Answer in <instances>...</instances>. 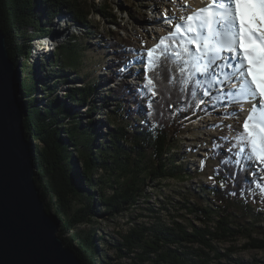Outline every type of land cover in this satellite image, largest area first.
Returning a JSON list of instances; mask_svg holds the SVG:
<instances>
[{"label":"trees","instance_id":"1","mask_svg":"<svg viewBox=\"0 0 264 264\" xmlns=\"http://www.w3.org/2000/svg\"><path fill=\"white\" fill-rule=\"evenodd\" d=\"M63 8L71 12L75 22L86 25L85 33H90V25L86 21L88 10H83L79 0H0V28L5 34L9 55L15 63L21 57H30L31 48L19 43L25 38L27 27L31 26L38 37L48 35L52 20ZM101 15L106 19L112 17L109 12H102ZM113 23L118 24L115 21ZM78 37L73 35L66 44L56 46L54 49L57 53L54 55L52 51L45 60L49 65L57 67L58 77L65 68L72 67L65 63L63 48L68 49V61L77 62V49L74 48L77 44L74 41ZM83 37L78 44L88 38L86 35ZM153 46H145L144 50ZM190 47L193 50L195 48L194 45ZM111 48L123 61L133 60L137 49L132 42L121 48L114 42ZM125 51L128 52L124 54ZM144 55L146 56V51ZM142 65L144 69L145 64ZM23 74L17 93L22 104L25 134L34 151V178L44 202L48 198L52 200L45 206L58 219L61 231L58 234L61 237L95 216V193L105 209L115 215L128 211L137 204L145 187L150 186L147 180L184 177L187 170L177 166L176 160L171 156L182 133V122L176 119L177 112H204L208 107L215 108L222 101L213 99L217 91L214 89L215 85L211 87L212 95L202 94L206 77L195 85L197 94L194 95L190 88L180 82L179 73L170 61L167 68L150 72L154 77L157 93L152 96L142 87L146 84L143 71L141 83L134 93L131 94L123 85L107 92V101L110 100L108 97L114 95L118 101L107 119L110 128L106 132V140L101 143L102 149L96 152L92 147V121L83 126L78 121L64 126V122H70L69 118L76 116L72 109L88 103L87 100L97 86L88 82L86 87L69 88L67 100H43V106H39L41 99L37 94L43 90H40L42 88H39L41 86L35 80L34 70L25 69ZM204 98L210 99V105L203 104ZM73 103L75 107L71 106ZM89 111L94 112L92 108ZM139 114L143 116L140 117ZM125 115L127 125L119 123L120 118ZM214 144L221 147L214 148ZM226 144L227 140L212 139V151L217 159L215 177L221 184L219 187L213 185L209 190L221 206L217 209L212 205H204L199 196L193 201L187 197L182 201V207L187 213L197 215L203 225L199 226L194 222L188 224L187 214H180L182 220L173 217L169 222L160 220L149 226H133L126 233H120L121 239L117 242L119 257L127 255L133 264H205L211 258L222 256H227L232 264H264V260L260 259L246 262L241 258H233L231 254L237 250L235 245L230 246L225 254L219 252L215 245L216 242L243 238L246 242L241 246L242 249L264 250V210L253 211L245 200L246 193L258 188V179L249 170L250 163L242 157H232L230 151L227 155L217 156L221 150H228L229 145L226 147ZM75 151L81 159V169L77 168L73 156ZM236 159L241 160L243 168L235 163ZM254 165L257 170L264 171V165ZM100 169L113 179L110 195L103 189L96 188L94 171ZM83 195L87 197L85 204L72 211L74 199ZM63 239L66 245L74 249L81 262L100 264L97 262L98 250L93 234L74 233L70 238Z\"/></svg>","mask_w":264,"mask_h":264},{"label":"rangeland","instance_id":"2","mask_svg":"<svg viewBox=\"0 0 264 264\" xmlns=\"http://www.w3.org/2000/svg\"><path fill=\"white\" fill-rule=\"evenodd\" d=\"M178 1L186 2V5L184 7L178 5ZM203 1L159 0L155 7L154 0H79L83 10H88L86 21L90 25V33H85L86 25L75 22L71 12L66 8H63L62 12L54 17L50 33L44 37H38L31 26L27 27L25 38L19 43L22 42L27 48L29 46L31 52L28 59L21 57L20 61L16 62L21 64V78L25 69L34 70L35 80L39 82L41 86L39 88H42L40 90H43L37 94L41 99L39 106H43V100H67L69 88L86 87L88 82L95 84L97 89L87 100L88 103L72 109L73 112H76V116L72 115L69 118L70 122H64V126L72 125L77 121L83 126L92 121L91 131L94 134L92 147L93 151L99 152L102 149L101 143L106 140V132L110 128L107 119L113 108L117 106L118 101L115 95L108 97L110 100L107 101V92L112 91L118 85H123L132 94L143 78V65L130 59L133 62L126 67L130 60L123 61L111 46L115 42L121 48L132 42L136 45V50L144 49L145 46L151 47L160 36L174 31L176 23H183L170 17L169 12L185 16L186 12L190 13L201 9ZM145 3L148 5L146 8L143 6ZM102 12H109L112 16L111 19L102 17ZM154 16L157 18L156 20H154ZM169 18H172L171 22H169ZM44 20H47V17H44ZM73 35L80 36L74 41L77 44L74 47L77 49V62H69L68 49L63 48L65 63L72 67L65 68L62 75L58 77L57 67L49 65L45 60L51 55V51H54V55L57 53L54 49L56 46L66 44ZM85 35L88 38L82 41L84 44L82 46V42L79 44L78 42ZM49 47H52L51 51L48 50ZM126 52L128 51H125L124 54ZM60 60L64 64V61ZM137 70H140L139 74H137ZM16 84L17 90H19V82ZM214 89L223 90L218 82ZM203 104L210 105V99L204 98ZM224 104L227 106H222ZM71 106L75 107L76 105L73 103ZM249 107L250 105L245 103V111H240L239 102L228 103L222 100L215 108L208 107L204 112L179 110L176 119L182 122V133L171 156L176 160L177 166L187 170L184 177H166L161 181L147 180L150 182V186L145 187L137 204L128 211L115 215L105 209L95 193L94 200L97 205L95 216L89 222L78 224L73 231L63 234L62 237L70 238L74 233L93 234L98 250L97 262L100 264H133L129 256L119 257L117 255V242L121 239L120 233H126L133 226L142 224L149 226L160 220L169 222L173 217L182 220L180 214H187L188 224L194 222L199 226L203 225L197 215L185 211L182 201L187 197L193 201L195 197L199 196L204 205H212L217 209L221 206L218 205L219 203L209 190L213 185L219 187L221 184V181L215 177L214 169L217 159L216 155H213L212 139L234 136L236 132L240 131ZM91 108L94 112L89 113ZM230 111H236L239 114L224 115L225 112ZM126 116L120 118L119 123L127 125ZM139 116L143 115L139 114ZM228 125L232 126L231 129L227 127ZM232 143L235 144L236 141L233 140ZM228 145L227 142L226 147ZM228 152L229 150H221L217 156L227 155ZM73 156L77 168L81 169V159L76 151ZM249 170L255 173L258 179V188L246 193L245 200L253 211L262 212L264 210V193L261 192V188H264V183H262L264 171L257 170L254 164L249 165ZM94 178L98 190L103 189L108 195L112 193L110 184L113 183V179L106 171L101 169L94 171ZM86 187L85 185V189ZM86 198L83 195L74 199L71 205L72 211L83 206ZM51 201L48 198L45 205ZM58 233L61 234V231L58 230ZM245 242L246 239L240 238L235 241L216 242L215 245L222 254L228 253L230 246H237V250L231 256L241 258L246 262L253 259L264 260V250L242 249L241 246ZM205 264L232 263L227 256H222L211 258Z\"/></svg>","mask_w":264,"mask_h":264},{"label":"snow or ice","instance_id":"3","mask_svg":"<svg viewBox=\"0 0 264 264\" xmlns=\"http://www.w3.org/2000/svg\"><path fill=\"white\" fill-rule=\"evenodd\" d=\"M180 21L183 23H176L174 31L159 38L152 48L136 50L133 60L145 64L143 89L152 96L157 94L150 72L167 68L169 61L179 73L180 82L194 95L201 78H207L202 93L205 96L212 95L211 87L218 82L223 90L217 89L215 101L239 102L240 111H245V103L250 105L241 130L221 139L227 140L232 157L264 165V0H211L186 18L182 15ZM193 45L194 50L190 47ZM132 62L128 61L126 67ZM160 75L163 78L162 72ZM235 163L243 168L240 159Z\"/></svg>","mask_w":264,"mask_h":264},{"label":"water","instance_id":"4","mask_svg":"<svg viewBox=\"0 0 264 264\" xmlns=\"http://www.w3.org/2000/svg\"><path fill=\"white\" fill-rule=\"evenodd\" d=\"M20 66L0 28V264H84L59 236V221L34 178V151L17 93Z\"/></svg>","mask_w":264,"mask_h":264},{"label":"bare ground","instance_id":"5","mask_svg":"<svg viewBox=\"0 0 264 264\" xmlns=\"http://www.w3.org/2000/svg\"><path fill=\"white\" fill-rule=\"evenodd\" d=\"M203 1V0H202ZM205 1V0H204ZM204 1L202 2L203 3V5L202 6H205L208 2H211V0H208L207 2H205L204 3ZM154 2H155V7L158 5V3H159V0H154ZM201 3V4H202ZM178 5H182L183 7L186 5V2H184V1H178ZM143 6L146 8L148 5L145 3V4H143ZM203 8V7H202ZM194 12H190V13H188V12H186L185 14V18L188 16V15H191V14H193ZM169 16L170 17H172L173 19L175 18V20H177L178 22H180V17L182 16L181 14H175L174 12H169ZM157 18H155V16H154V20H156ZM110 41V40H109ZM52 46H54L53 44H52ZM39 47V46H38ZM48 47V46H47ZM55 47V46H54ZM52 48V47H51ZM50 47H49V51H51L52 49H51ZM44 49V48H43ZM131 56V55H130ZM129 72V71H128Z\"/></svg>","mask_w":264,"mask_h":264}]
</instances>
